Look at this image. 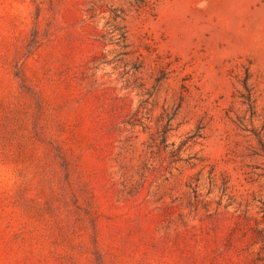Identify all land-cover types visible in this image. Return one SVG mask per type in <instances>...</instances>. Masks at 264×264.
I'll return each instance as SVG.
<instances>
[{
    "label": "rangeland",
    "instance_id": "1",
    "mask_svg": "<svg viewBox=\"0 0 264 264\" xmlns=\"http://www.w3.org/2000/svg\"><path fill=\"white\" fill-rule=\"evenodd\" d=\"M0 264H264V0H0Z\"/></svg>",
    "mask_w": 264,
    "mask_h": 264
},
{
    "label": "trees",
    "instance_id": "2",
    "mask_svg": "<svg viewBox=\"0 0 264 264\" xmlns=\"http://www.w3.org/2000/svg\"><path fill=\"white\" fill-rule=\"evenodd\" d=\"M246 99V98H245ZM247 101H250V99L247 97V99H246Z\"/></svg>",
    "mask_w": 264,
    "mask_h": 264
}]
</instances>
